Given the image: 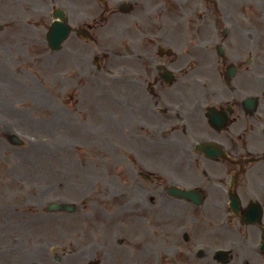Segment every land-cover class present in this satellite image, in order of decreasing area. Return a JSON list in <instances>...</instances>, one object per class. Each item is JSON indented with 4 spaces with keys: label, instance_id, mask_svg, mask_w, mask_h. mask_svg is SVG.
<instances>
[{
    "label": "flooded vegetation",
    "instance_id": "obj_1",
    "mask_svg": "<svg viewBox=\"0 0 264 264\" xmlns=\"http://www.w3.org/2000/svg\"><path fill=\"white\" fill-rule=\"evenodd\" d=\"M44 1L20 0L38 27L61 8L67 41H114L102 53L114 57V134L130 155L107 197L156 203L167 220L135 247L109 239L103 263L264 264V0ZM85 50L68 47L71 61Z\"/></svg>",
    "mask_w": 264,
    "mask_h": 264
},
{
    "label": "rangeland",
    "instance_id": "obj_2",
    "mask_svg": "<svg viewBox=\"0 0 264 264\" xmlns=\"http://www.w3.org/2000/svg\"><path fill=\"white\" fill-rule=\"evenodd\" d=\"M11 2L14 9H8ZM17 2L0 0V264H25V257L31 259L33 238L25 237L23 229L46 232L47 241H57L60 254L84 251L81 257L72 255V264H85L98 257L100 251L89 249L88 244L107 243L111 235L102 237L101 230L109 232L115 222H119V237L125 241L122 249L138 245L128 240L131 234L162 232L167 220L156 203L150 211L141 203H131L121 205L108 220L103 215L104 208L114 211L115 199L103 200L99 193L107 196L114 189L120 153L127 154L113 134L115 104L110 97L115 93L114 77L105 72L114 57L101 59L102 50L115 52L114 41H66L64 48L86 49L82 54L87 59L77 68L75 58L76 62L69 64L66 49L51 52L39 41L45 30L38 27L37 12ZM8 12L20 25L25 13L31 16L32 25H26L28 30L20 35L14 34L13 41L4 35L12 24L6 22ZM187 33L195 38L193 30L187 29ZM93 55L97 60L92 64ZM100 79L108 84H99ZM13 133L23 145L9 144L7 136ZM117 145L121 151L114 149ZM126 176L124 173V183L129 184ZM54 199L74 202L75 213H45V204ZM56 224L64 236L54 235ZM72 240L73 244L66 245ZM24 245L26 249L21 248ZM91 252L89 258L86 253Z\"/></svg>",
    "mask_w": 264,
    "mask_h": 264
},
{
    "label": "water",
    "instance_id": "obj_3",
    "mask_svg": "<svg viewBox=\"0 0 264 264\" xmlns=\"http://www.w3.org/2000/svg\"><path fill=\"white\" fill-rule=\"evenodd\" d=\"M59 45H60V41H58V40L54 41V48L58 49ZM11 141H12V143H17V141L14 139H11Z\"/></svg>",
    "mask_w": 264,
    "mask_h": 264
}]
</instances>
